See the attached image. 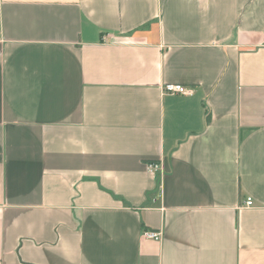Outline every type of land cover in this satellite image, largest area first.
Instances as JSON below:
<instances>
[{
  "label": "crops",
  "instance_id": "1",
  "mask_svg": "<svg viewBox=\"0 0 264 264\" xmlns=\"http://www.w3.org/2000/svg\"><path fill=\"white\" fill-rule=\"evenodd\" d=\"M263 43L264 0H0V264H264Z\"/></svg>",
  "mask_w": 264,
  "mask_h": 264
},
{
  "label": "built area",
  "instance_id": "2",
  "mask_svg": "<svg viewBox=\"0 0 264 264\" xmlns=\"http://www.w3.org/2000/svg\"><path fill=\"white\" fill-rule=\"evenodd\" d=\"M264 46V43H263ZM165 94H170V95H191L193 94V89L189 87H185L180 84H167L164 86L163 89ZM148 169L153 172V173H160L161 172V166L159 163H150L148 165ZM254 205V201L252 198H248L245 202V206L251 207ZM144 236L149 239H154V240H159L160 234L159 233H154V232H149L146 231L144 233Z\"/></svg>",
  "mask_w": 264,
  "mask_h": 264
}]
</instances>
